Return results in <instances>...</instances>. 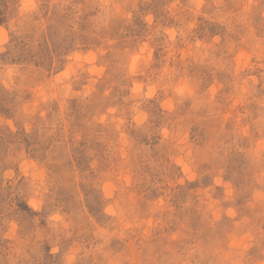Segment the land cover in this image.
Masks as SVG:
<instances>
[{
    "label": "rangeland",
    "instance_id": "rangeland-1",
    "mask_svg": "<svg viewBox=\"0 0 264 264\" xmlns=\"http://www.w3.org/2000/svg\"><path fill=\"white\" fill-rule=\"evenodd\" d=\"M0 264H264V0H0Z\"/></svg>",
    "mask_w": 264,
    "mask_h": 264
}]
</instances>
